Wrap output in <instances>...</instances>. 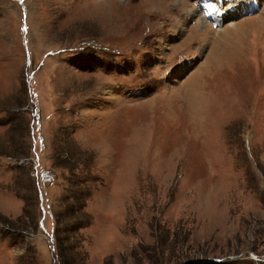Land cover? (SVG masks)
<instances>
[{
  "label": "rangeland",
  "instance_id": "obj_1",
  "mask_svg": "<svg viewBox=\"0 0 264 264\" xmlns=\"http://www.w3.org/2000/svg\"><path fill=\"white\" fill-rule=\"evenodd\" d=\"M67 261L264 264V0H0V264Z\"/></svg>",
  "mask_w": 264,
  "mask_h": 264
},
{
  "label": "trees",
  "instance_id": "obj_2",
  "mask_svg": "<svg viewBox=\"0 0 264 264\" xmlns=\"http://www.w3.org/2000/svg\"><path fill=\"white\" fill-rule=\"evenodd\" d=\"M27 166H29V165H27ZM49 173H51V172H49ZM52 174V173H51ZM54 178V177H53ZM82 178V177H81ZM41 180V179H40ZM82 181H83V183L85 182V178H83V179H81ZM39 194V193H38ZM87 197H88V193L87 192H85V193H83L82 194V197H81V200H82V205H80V206H77V208H76V211H77V213L78 214H81V213H83V210L84 209H86V200H87ZM54 216V220H55V218H56V221H57V217L55 216V215H53ZM78 221L77 222H81V220H82V226L80 225V227H81V230L82 229H84V228H89L90 226H91V221H90V218H89V216H88V218H86V220H83V218H78L77 219ZM56 238H58V236H56ZM56 242H57V240H56ZM56 242H55V244H56ZM57 244H58V246L59 247H61L63 250H65L64 251V253L66 252V253H70V252H73V251H71V249L69 250V249H67L65 246L63 247V246H61V245H59L60 243H58L57 242ZM73 249V248H72ZM69 262L70 261H67V262H65V264H69ZM75 263H77V262H75ZM81 262H79L78 264H80Z\"/></svg>",
  "mask_w": 264,
  "mask_h": 264
},
{
  "label": "bare ground",
  "instance_id": "obj_3",
  "mask_svg": "<svg viewBox=\"0 0 264 264\" xmlns=\"http://www.w3.org/2000/svg\"><path fill=\"white\" fill-rule=\"evenodd\" d=\"M222 18H223V17H222ZM222 20H223V19H222ZM222 20H221L220 22H222ZM223 21H224V20H223ZM255 25H256V24H255ZM202 104H203V103L201 102V104H200L199 106H203Z\"/></svg>",
  "mask_w": 264,
  "mask_h": 264
}]
</instances>
